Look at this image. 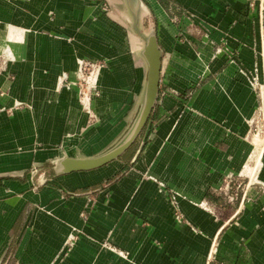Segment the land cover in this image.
Wrapping results in <instances>:
<instances>
[{
	"label": "crops",
	"instance_id": "obj_1",
	"mask_svg": "<svg viewBox=\"0 0 264 264\" xmlns=\"http://www.w3.org/2000/svg\"><path fill=\"white\" fill-rule=\"evenodd\" d=\"M142 1L157 24L161 83L182 94L164 100L175 108L169 123L97 193L85 224L86 197L64 199L49 186L37 193L22 170L85 158L87 143L106 133L105 124L87 128L81 110L85 60L106 61L98 114L104 102L113 115L134 103L147 70L131 41L139 21L128 0H0V50L12 56L0 66V242L3 253L16 243L19 264L54 262L72 226L95 241L83 238L63 264H264V146L251 127L264 122V0ZM61 173L55 184L93 181L85 170ZM247 176L257 181L240 201H210L225 181Z\"/></svg>",
	"mask_w": 264,
	"mask_h": 264
},
{
	"label": "rangeland",
	"instance_id": "obj_2",
	"mask_svg": "<svg viewBox=\"0 0 264 264\" xmlns=\"http://www.w3.org/2000/svg\"><path fill=\"white\" fill-rule=\"evenodd\" d=\"M254 1V0H252ZM155 19V18H154ZM152 24H148L150 27ZM157 25V24H156ZM12 56L8 52V50L1 48L0 50V66L3 63V59L6 58V61L10 60ZM5 60V59H4ZM106 65L105 60L97 59V60H85V62L81 66V71L78 73V88L80 94V104L81 110L87 115V128L96 126V133H99L102 129L100 126L105 124L106 133L103 136L97 138V140L89 141L86 146L87 153H82L85 157L88 158H96L101 157L106 154H109L118 148L122 147L124 144L128 142L130 139V134L133 128L138 123V120L142 114L143 104L145 101V93H146V79L142 83V85L137 88V99L132 103L128 109L127 103L120 106V109L116 111L113 115L111 112H106V103L104 102L101 106L105 110V112H100L98 114L97 108H95L94 100L95 98H100L101 96V88L99 85L100 75L102 68ZM174 77V74L168 72L165 74V78ZM254 77V76H253ZM250 78L249 84L251 88L257 90L255 82V77ZM254 79V80H253ZM198 86V85H197ZM196 86V87H197ZM195 86L193 89L186 91L183 93L184 100L187 101L192 95L193 91H195ZM182 90V89H181ZM176 87L165 85L163 81L159 85V92L156 102L146 120V123L138 133V135L133 139L132 143L128 145L125 149H123L120 154L110 162L89 170L88 175L93 177V181H88L89 186L87 187H75V186H65L62 181L63 177L58 178V183L55 184L54 176L58 177L57 174H62L64 171L62 167L55 165L52 163L50 165H46L42 162L34 161L30 167H25V170H22L24 179H27L29 176L30 181V189L35 192H41V190L47 186L50 188L60 191L62 198L66 199L67 197H75V196H84L87 198V201L84 205V209L80 213V217L83 222L86 224L89 221V217L95 208L97 202V193L108 189L113 182L118 180V177L125 174L127 170H122L123 162H130L134 159L137 154H141L145 146L149 143V138L152 134H157L159 129L164 126L165 123H169L172 113L175 108H164V100L168 97H179L182 93ZM121 105V104H120ZM129 105V104H128ZM128 110V111H127ZM259 113V110L257 111ZM104 114V115H102ZM251 120V119H250ZM249 120V125L250 124ZM258 125H253V131L256 135L253 138L256 140V145L259 148H263L264 146V134H258L257 128ZM97 135V134H96ZM90 137L89 139H92ZM131 159V160H130ZM134 161V160H133ZM131 163V162H130ZM133 166V164H130ZM102 168V169H101ZM247 174V173H246ZM94 176H98V180L95 179ZM257 177L255 176L254 180H252L249 176L243 177L242 179H232L224 182L222 188L217 190L215 194L212 195L211 202H216L219 206L229 205L231 202H237L241 199V192L246 190V185L249 186L255 185ZM158 184V190L167 194L168 197H171L172 202L176 200L175 191L173 188H169L166 184L160 182L159 179L156 180ZM39 207L38 203L32 205V208ZM176 209L179 211V206H176ZM179 215L181 216V212L179 211ZM43 216V221L50 222L52 232L56 235H65L63 228L59 226L57 221H54L51 216L46 215L45 213H41ZM83 238H86L91 241H95V238L90 236L83 228L73 227L70 233L66 234V238H64V244L61 249L55 256V261L51 264H63L68 258L71 257L72 253L76 250L80 241ZM6 241L0 242V264H19V258L16 256V243H12L11 247L3 253L5 248ZM105 246H110L106 242L103 243Z\"/></svg>",
	"mask_w": 264,
	"mask_h": 264
},
{
	"label": "water",
	"instance_id": "obj_3",
	"mask_svg": "<svg viewBox=\"0 0 264 264\" xmlns=\"http://www.w3.org/2000/svg\"><path fill=\"white\" fill-rule=\"evenodd\" d=\"M128 2L131 12L139 21V29L141 30V32L135 30L136 33L131 35L132 47L136 52H142L147 62L145 75L146 93L142 114L130 134V139L122 147L109 154L96 158L85 157L80 159L75 156H68V158L61 163V166H59L62 167L64 171L89 170L100 167L115 159L138 135L146 123L158 97L162 69V51L157 38L156 22L150 10L142 0H128ZM148 24L152 25L149 27ZM142 35H144L145 38H142Z\"/></svg>",
	"mask_w": 264,
	"mask_h": 264
},
{
	"label": "built area",
	"instance_id": "obj_4",
	"mask_svg": "<svg viewBox=\"0 0 264 264\" xmlns=\"http://www.w3.org/2000/svg\"><path fill=\"white\" fill-rule=\"evenodd\" d=\"M258 134H264V122L262 124H259L256 128Z\"/></svg>",
	"mask_w": 264,
	"mask_h": 264
},
{
	"label": "bare ground",
	"instance_id": "obj_5",
	"mask_svg": "<svg viewBox=\"0 0 264 264\" xmlns=\"http://www.w3.org/2000/svg\"><path fill=\"white\" fill-rule=\"evenodd\" d=\"M9 52V51H8Z\"/></svg>",
	"mask_w": 264,
	"mask_h": 264
}]
</instances>
